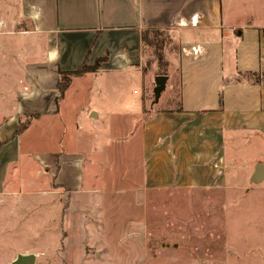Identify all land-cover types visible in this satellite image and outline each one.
Segmentation results:
<instances>
[{
  "label": "crops",
  "instance_id": "obj_1",
  "mask_svg": "<svg viewBox=\"0 0 264 264\" xmlns=\"http://www.w3.org/2000/svg\"><path fill=\"white\" fill-rule=\"evenodd\" d=\"M226 1L227 13L225 0H0V24L21 25L11 35L36 37L17 52L28 66L12 72L20 89L0 121V195L25 182L42 197L87 201L99 181L94 156L105 155L102 181L109 184L124 176L109 165L110 153L132 143L144 161L142 179L135 180L145 190L218 194L249 180L254 170L239 167L241 151L264 149V0ZM9 10L16 17L5 18ZM150 30L168 33L177 46L166 84L177 100L144 119V94L131 101L124 86L151 83L154 94L157 67L154 73L148 66L142 43ZM85 63L97 69L73 77L62 96L61 73ZM93 74L109 75L112 85L107 96L100 92L102 110L122 106L105 120L66 105L75 83ZM132 111L139 121L128 133ZM22 120L28 126L18 133Z\"/></svg>",
  "mask_w": 264,
  "mask_h": 264
},
{
  "label": "rangeland",
  "instance_id": "obj_2",
  "mask_svg": "<svg viewBox=\"0 0 264 264\" xmlns=\"http://www.w3.org/2000/svg\"><path fill=\"white\" fill-rule=\"evenodd\" d=\"M229 11L231 7L225 0L224 12ZM5 12V18L16 17L15 10ZM0 25L2 121L20 89L12 72L20 73L28 66L17 58V52L27 43L34 44L36 37L11 35L21 25L14 30L10 24ZM163 39L164 53L156 49L164 54L165 61L172 56L176 58L177 46L166 35ZM2 45L6 49H1ZM156 49H145L154 73L155 67L158 72L160 66ZM34 50L36 57L42 56L41 48L36 46ZM108 76L93 74L86 81H77L67 95L66 105L108 119L111 112L122 107L116 103L110 112L102 110L106 103L103 105L105 98L99 96L100 92L107 96L112 91ZM105 81L109 91L103 85ZM124 87L131 101L141 100L144 94V119L176 104V89L169 93L165 90L155 103L151 83H145L143 89L137 83ZM132 113L136 119L131 121L128 133L139 121L138 112ZM27 123L22 120L20 125ZM101 143L106 141L102 139ZM122 148L121 152L110 153L108 163L117 174L124 169V176L111 178L109 184L102 181L107 170L105 155L94 156L91 164L99 181H94L96 186L92 187H97V191L90 193L87 201L76 199L72 204L68 197H42L39 187L27 189L25 182L12 185L0 195V264H12L18 256L30 254L36 256L35 264H264V180L258 184L252 183L251 178L240 181L237 188L218 194L149 191L135 180L141 181L144 165L137 145ZM241 153L239 167L248 173L255 171L256 161L264 164V149L249 152L242 149ZM28 169L21 167V172Z\"/></svg>",
  "mask_w": 264,
  "mask_h": 264
},
{
  "label": "trees",
  "instance_id": "obj_3",
  "mask_svg": "<svg viewBox=\"0 0 264 264\" xmlns=\"http://www.w3.org/2000/svg\"><path fill=\"white\" fill-rule=\"evenodd\" d=\"M163 35H166L167 38L169 40H171V37L169 36L168 33L162 32V31H158V30H150V31H144L142 33V43L144 45V49H146V47H154L155 49L159 48V50L163 51V48L161 47L164 44V39H163ZM155 51V54L157 56V61L160 63V66L158 65V72L157 75L160 76H167V68H168V61H165V57H164V51L161 54L159 52V50ZM102 63V61H98L96 64V67L100 66ZM152 64L149 62L148 66H151ZM90 68L87 66V64L85 63L83 66H81L78 71L76 72H72V73H61L60 75V87H59V91L60 94L63 96L64 93L67 91V89L69 88L70 84H71V79L73 77L76 76H81L84 75L85 73H88L90 71H93L97 68ZM253 76V75H252ZM155 99V96H154ZM28 123L27 124H21L19 127V132L18 133H22L23 131H25V129L27 128Z\"/></svg>",
  "mask_w": 264,
  "mask_h": 264
},
{
  "label": "water",
  "instance_id": "obj_4",
  "mask_svg": "<svg viewBox=\"0 0 264 264\" xmlns=\"http://www.w3.org/2000/svg\"><path fill=\"white\" fill-rule=\"evenodd\" d=\"M168 81L167 76H157L155 78V88H154V96L155 103H158L162 93L166 90V84ZM264 180V165L260 164L255 168L254 174L251 177V182L258 184ZM36 256L34 254L30 255H21L18 256L17 259L12 262V264H35Z\"/></svg>",
  "mask_w": 264,
  "mask_h": 264
}]
</instances>
